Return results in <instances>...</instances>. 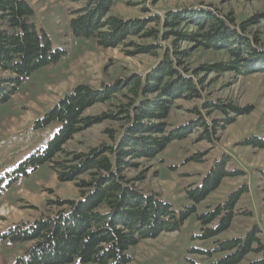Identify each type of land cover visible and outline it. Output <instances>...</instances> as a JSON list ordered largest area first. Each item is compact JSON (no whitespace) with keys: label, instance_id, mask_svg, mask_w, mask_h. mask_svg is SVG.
Instances as JSON below:
<instances>
[{"label":"trees","instance_id":"obj_1","mask_svg":"<svg viewBox=\"0 0 264 264\" xmlns=\"http://www.w3.org/2000/svg\"><path fill=\"white\" fill-rule=\"evenodd\" d=\"M116 1L85 0L68 20L72 37L93 40L104 49L130 47L131 51H125L127 56L148 55L158 62L146 75H132L111 88L95 90L77 85L34 121L35 130L53 123L59 128L42 150L35 151L9 174L11 181L47 165L57 174L58 181L75 183L79 195L77 199L53 202L56 210L52 215L0 232V241L29 245L16 264H130V249L161 233L179 232L194 215L200 225V234L195 238L212 240L211 250L198 252L209 257L220 255L213 264H242L248 255L260 257L246 264H264V242L257 223L243 236L219 239L230 230L236 217L253 216L251 209L237 208L249 192L247 184L236 187L213 209L201 213L197 210L225 179L244 174L229 168V155L222 154L200 184L185 190L190 204L180 211L158 194L136 186L143 180V171L135 178L127 176L128 170L141 168L142 161L156 159L171 143L186 139L190 133L196 132L197 141L213 142L218 131L231 124L235 116L251 113V108L238 113L229 104L204 97L202 74L210 70L220 74L223 68L215 64L190 69L187 61L191 56L180 44L195 42L203 50L226 53L231 57L226 71L241 75L264 71L259 32L249 29L258 24L256 17L237 25L231 15L205 10L190 16L168 11L162 18L151 15L143 20H123L112 13ZM34 17L35 9L27 0H0V104L6 103L32 73L55 65L66 54L52 46L44 30L35 25ZM181 27L193 31H181ZM129 37L153 43H127ZM169 39L166 47L157 43ZM119 96L124 100L114 105V111L85 116L89 108ZM179 99L199 101L200 105L191 109L194 119L173 126L168 119ZM214 112L222 118H213ZM105 121L118 124L117 131H105L108 143L91 147L86 153L65 151L76 135ZM241 144L264 150V138L257 135ZM190 161L201 163L202 155H193ZM260 181L264 183V170L260 171Z\"/></svg>","mask_w":264,"mask_h":264},{"label":"rangeland","instance_id":"obj_2","mask_svg":"<svg viewBox=\"0 0 264 264\" xmlns=\"http://www.w3.org/2000/svg\"><path fill=\"white\" fill-rule=\"evenodd\" d=\"M35 9L34 23L44 30L52 46L63 49L66 54L52 66L32 73L18 87L6 103L0 104V232L22 222H32L40 217L52 215L56 200L77 199L78 189L73 182L58 181L57 174L47 165L40 166L27 177L11 181L9 174L21 162L37 150H42L48 140L58 130V124H51L42 130H35L33 123L42 118L54 105L77 85H88L98 90L111 88L132 75L144 76L157 64L156 57L148 55L127 56L130 47L104 49L93 40L74 39L68 30V20L85 0H27ZM183 10H186L185 12ZM205 10L220 16L231 15L235 24L256 17L258 24L250 30L259 32L264 47V0H118L112 6V13L123 20H143L151 15L163 16L172 11L192 14ZM153 25H148L152 27ZM192 32V29L180 28ZM168 41H158L163 47ZM126 42L149 45L152 40L142 41L129 37ZM181 49L191 56L190 69L200 66L220 64L223 71L203 73V96L220 101L235 108L238 113L251 108L249 114H239L223 130L218 131L213 142L197 141L196 132L181 141L171 143L156 159L142 161L141 168L127 171L129 178L137 177L143 171V180L136 186L145 192L155 193L180 211L190 203L185 190L192 184H200L212 164L222 154L231 157L229 168L241 170L239 177L225 179L221 186L198 207V212L213 209L241 184H247L245 194L237 208L252 210L253 216L236 217L228 232L219 239L243 236L252 224L261 229L260 238L264 242V183L260 181V171L264 170V150L243 146L241 143L253 135L264 138V71L246 75L226 71L231 57L214 50H203L195 42H182ZM160 54V53H159ZM2 75V74H1ZM113 101L97 104L85 112V116L96 117L114 111ZM126 101V100H125ZM176 106L170 113L168 123L176 126L195 118L191 109L200 105L199 101L175 100ZM220 113H212L213 118H222ZM118 130V124L105 121L76 135L65 146L66 152L86 153L91 147L108 143L106 130ZM202 155V162H188L193 155ZM141 161H134L135 164ZM200 225L194 215L190 216L179 232L161 233L155 239L143 240L130 249V264H213L219 254L211 257L200 251L212 249V240L200 241ZM29 245L0 241V264H16ZM260 256L248 255L245 262ZM72 264H80L74 261Z\"/></svg>","mask_w":264,"mask_h":264}]
</instances>
